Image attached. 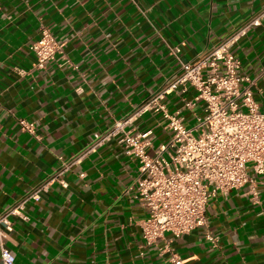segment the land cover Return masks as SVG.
Listing matches in <instances>:
<instances>
[{
    "label": "crops",
    "instance_id": "obj_1",
    "mask_svg": "<svg viewBox=\"0 0 264 264\" xmlns=\"http://www.w3.org/2000/svg\"><path fill=\"white\" fill-rule=\"evenodd\" d=\"M253 18L260 23L232 50L263 109L264 0H0V213L53 178L60 155L80 153L182 64ZM42 24L63 52L37 69L32 44ZM194 95L178 89L165 102L173 112ZM203 113V101L185 110L187 125ZM161 116L147 113L131 126L143 131ZM21 118L35 122V133L21 129ZM155 132V145L171 136L165 124ZM137 169L115 139L73 165L67 187L53 181L28 203L27 218H13L6 243L15 264H169L164 239L147 245L142 236ZM246 191L213 197L208 226L167 234L184 264H264V185L257 200Z\"/></svg>",
    "mask_w": 264,
    "mask_h": 264
},
{
    "label": "built area",
    "instance_id": "obj_2",
    "mask_svg": "<svg viewBox=\"0 0 264 264\" xmlns=\"http://www.w3.org/2000/svg\"><path fill=\"white\" fill-rule=\"evenodd\" d=\"M259 23V18H253L194 60L182 64L174 78L135 110L116 119L105 131L95 132L80 153L60 155L61 165L53 178L0 213L2 264L16 261L6 243L8 233L14 230L13 218H27L28 203L41 201L53 181L67 187L66 172L113 139L127 156L138 161L136 196L147 210V216L140 221L142 236L147 245L164 239L160 250L168 254L169 264L184 261L170 245L167 234L180 237L208 226V206L218 193L228 194L246 186V193L257 200L259 188L264 185V108L255 99V80L242 73L241 60L232 47ZM40 32L32 49L37 57L35 67L44 69L57 53L63 52V44L47 25L42 24ZM179 49L174 48V52ZM178 89H193L195 95L191 100L183 98V105L171 112L165 98ZM199 101L204 102V113L197 116L196 124L187 125L184 111ZM147 113L161 114L162 119L143 131L131 126ZM19 122L23 131L35 133L34 121L21 118ZM163 124L171 136L155 145V131ZM207 238L215 241L210 233Z\"/></svg>",
    "mask_w": 264,
    "mask_h": 264
},
{
    "label": "rangeland",
    "instance_id": "obj_3",
    "mask_svg": "<svg viewBox=\"0 0 264 264\" xmlns=\"http://www.w3.org/2000/svg\"><path fill=\"white\" fill-rule=\"evenodd\" d=\"M196 123H197V120L194 121V124H196ZM194 124H192V125H194Z\"/></svg>",
    "mask_w": 264,
    "mask_h": 264
}]
</instances>
